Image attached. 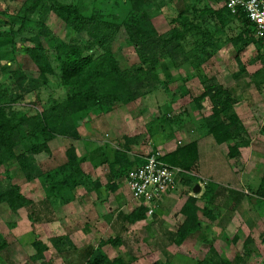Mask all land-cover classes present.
<instances>
[{
  "label": "trees",
  "instance_id": "16d2710c",
  "mask_svg": "<svg viewBox=\"0 0 264 264\" xmlns=\"http://www.w3.org/2000/svg\"><path fill=\"white\" fill-rule=\"evenodd\" d=\"M211 1L102 0L95 3L96 0H93L92 8L88 11V7L81 1L65 3L60 0H0V87L3 85L1 80L5 77L12 79L15 87V94L9 97V101L5 104L0 102V167L16 162L27 180L34 178L41 181L47 193L42 203L44 213L49 214L54 208L51 197L62 201L65 199L66 202V195L72 188L84 185L89 190L94 189L89 177L82 172L83 160L78 157L74 147L66 152L67 163L50 171L40 169L28 154L50 155L48 143L56 137L80 140L76 118L108 114L114 105L134 103L155 91L170 93L169 106H173L178 99L190 97L195 104L193 111L201 114L206 112L203 102L209 101L211 113L202 118L198 130L213 137L219 146L227 144L229 158L241 157L240 150L249 144V139L235 111L238 101L233 94L219 84L215 77L209 78L203 74L198 76L203 93L199 97H192L186 87V80H190V76L185 77L186 80L180 79L178 73L179 68L185 65L198 70L215 56L221 44L228 43L233 44L237 58L250 44L254 45L257 51L255 60L260 61L264 67V41L257 39L255 25L244 12L234 15L221 0ZM213 3L220 4L221 7L215 10ZM49 14H54L70 30L71 37L68 41L56 37L47 26L46 18ZM159 16L165 17L170 27L164 33H160L153 23ZM215 19L220 28L211 32L208 24ZM235 20L240 24L238 33L231 38H221L228 22ZM26 30L32 36L22 39V43L18 44L16 39L22 37ZM121 34H124L138 59L137 64L126 70L120 67L113 49ZM18 52L27 57L39 74L36 85L31 89L24 85L27 77L18 66ZM238 63L240 71L235 79L245 75V67L239 58ZM160 73H163L166 81L160 80ZM52 80L66 94L62 100L49 96L44 104L39 89L48 88ZM178 80L182 83L178 87L180 93L177 96L170 92L169 85ZM262 84L264 85V80ZM25 93L34 95L35 102L32 105H20L19 100ZM168 115L165 111L160 120L169 125L174 124L168 120ZM158 132V128L148 129L152 138H156ZM24 137L30 139L32 144L25 145L27 148L24 147L22 153H17L16 149ZM125 141L123 147L115 151L113 162L109 165L116 179L124 177L130 169L144 162L131 154L129 144L132 142L129 139ZM102 151L98 147L91 156L95 157L99 153L102 155ZM197 159V146L194 143L178 149L171 157L163 155L161 158L164 163L182 169L185 175L193 169ZM106 161L107 159L99 164ZM229 192L234 196L236 194L237 200L243 197V194ZM256 196V202L264 210V179L261 180ZM197 202V199L191 197L181 210L185 220L173 241L176 246H181L197 233L199 212L211 217L207 208L199 209L196 206ZM3 204L15 214L21 210L28 211L29 221L38 223L35 213L37 205L21 192L19 186L10 181L5 185L0 184V205ZM146 212L144 206H138L125 219L132 224L145 221ZM66 238L64 239L67 241ZM65 240L59 238L57 248L66 249ZM236 240L235 237L234 242ZM205 242L209 244V240ZM107 243L118 246L120 241L119 238L109 239L101 242V245ZM214 243H210L209 247L211 256L196 264H236L235 261L215 259L217 254ZM32 245L38 250L37 258L47 248L37 241ZM89 254L91 252L84 255V258L82 256V259L88 260L92 256ZM88 264L127 263L120 257L109 261L100 254Z\"/></svg>",
  "mask_w": 264,
  "mask_h": 264
},
{
  "label": "rangeland",
  "instance_id": "374dc122",
  "mask_svg": "<svg viewBox=\"0 0 264 264\" xmlns=\"http://www.w3.org/2000/svg\"><path fill=\"white\" fill-rule=\"evenodd\" d=\"M60 1L65 3L81 1L90 11L93 0ZM99 1L102 0H96L95 3ZM212 5L216 6L215 8L220 7L219 4ZM153 23L160 33L170 28L165 17L156 18ZM46 24L61 40L68 41L71 37L70 30L54 14H49ZM208 28L213 32L212 27ZM31 36L32 34L26 30L16 41L21 44L22 39ZM113 49L123 69L126 70L138 63L134 49L124 34L119 36ZM230 49L233 50L230 44L221 45L219 50H223L227 56L217 53L198 70L191 65H185L178 70L180 79L186 80L185 77L190 76V80H186V87L191 90L192 97L202 93L198 76L203 74L206 77H218L227 88L236 86L241 91L247 88V93L242 94L243 100L236 107L245 123L249 144L241 148L242 155L239 159L229 158L226 146H214L213 162L208 167L204 166L202 169L204 172H197L200 182L203 180L198 184L203 190L197 194L196 206L199 209L207 208L211 217L199 212V227L196 234L189 237L181 246H176L173 241L180 223L173 225L172 218H167L168 214L162 215L157 211L151 217L147 216L145 222L135 224L128 222L124 225L121 217L119 220L116 218L119 216L117 212L129 213L133 206L122 181L118 187L120 191L116 194H111V191L107 193L102 189L89 190L80 185L67 193L66 202L65 199L62 201L51 197L54 208L46 214L44 210L42 211V203L47 197L46 187L39 179L27 180L24 172L14 162L0 167V184L5 185L10 181L19 186L21 192L37 205L35 213L39 221L30 222L26 210L15 214L6 205H0V264H88L100 254L109 261L120 257L127 264H196L211 256L209 247L210 243L214 242L217 254L214 256L215 259L235 261L236 264H264V210L256 202L258 187L264 179V93L256 90V86L264 80V70L261 62L255 60L257 56L255 46L250 45L241 57L242 64L247 68V76L235 81L231 75L239 70V65L233 58H229ZM16 59L27 77L24 85L31 89L36 85L39 74L21 52L17 53ZM159 78L166 81L163 73L159 74ZM2 81L0 102L5 104L9 97L15 94V87L12 79L5 77ZM181 83L179 80L171 83L170 92L178 96L180 93L178 87ZM39 91L44 104L49 96L62 100L66 94L55 80L50 81L48 88L41 87ZM169 94L161 90L155 91L134 103L114 105L108 114L76 118L80 140L56 137L48 143L50 155L45 153L28 155L33 157L40 169L50 171L66 164L68 161L66 152L70 147H74L78 157L83 160L81 167L84 176L87 174L83 169L92 167L99 169L100 174L97 177L106 178V171L100 169H110L109 160L113 159L115 150L123 147L125 139L136 145V151H141L140 155H147L159 147L160 141L166 139L171 128L177 132L182 125V129L195 131L194 118L184 112L188 105L190 108L193 105L191 99L189 97L178 99L173 106H169L171 98ZM34 102L35 97L30 93H25L19 100L20 105H32ZM165 111L169 114L168 120L174 124L169 125L160 120ZM193 112L197 114L196 111ZM150 128H158L156 138L149 135ZM29 140L27 137L21 139L16 149L17 153H22L25 145L32 144ZM132 143L129 144L130 149ZM98 147L102 150L108 148L109 152L102 151V155L99 153L92 157L91 153ZM105 159L108 162L99 164ZM194 182L197 185V181ZM229 191L243 194V197L237 200L238 196L231 195ZM59 238L67 239L66 249L57 248ZM118 238L120 241L118 246L109 243L101 245V242ZM205 240H209V244ZM36 241L47 247L39 258L38 250L32 245ZM89 252H91L89 256H92L88 260L82 259V256L84 258Z\"/></svg>",
  "mask_w": 264,
  "mask_h": 264
},
{
  "label": "crops",
  "instance_id": "0c3cea01",
  "mask_svg": "<svg viewBox=\"0 0 264 264\" xmlns=\"http://www.w3.org/2000/svg\"><path fill=\"white\" fill-rule=\"evenodd\" d=\"M213 9L217 10L215 7ZM161 17L162 16H159L157 18H161ZM155 20H156V18L153 20V22ZM208 27H212L213 31H215L217 28H220V24L215 19L214 21L211 22V24H208ZM239 29H240V24H239V22L237 20L228 22V27H226V29H225L226 31L223 32V36L221 35V38L224 39L225 37H229V38L234 37L238 33V31L237 32H235V31L239 30ZM228 44H230L233 47L232 51L230 49L229 58H233L234 61L237 62V64L239 65V70L234 72V73H232V75H231L232 79H234L236 81V80L241 79L244 76H247V68L241 62V64L245 67V75H243L239 79H235V75H237V73H239V71H240V64L238 63V58L241 61L242 60L241 59L242 55L245 53L246 49L252 44H250L240 54V56L238 58H237V52H236L233 44L232 43H228ZM217 53L223 54L225 57L227 56L226 53L223 50H218ZM252 64H254V63H252ZM261 66L263 67L262 63H261ZM262 69L264 70V67ZM214 77H215L216 81L219 84H222L226 89H228L233 94V97L238 101V103L236 105L240 104V102L243 100L242 96L245 93H247V90H246L247 88L244 91H241L240 88H238L236 86H234V87L230 86V87L227 88L218 79V77H216V76H214ZM209 78H211V77H209ZM188 90H189L190 94H192L191 90L190 89H188ZM256 90H258L259 92L264 93V85L262 84V82L259 85L256 86ZM202 93H203V87H202ZM202 93H200L199 95H197L195 97H199ZM190 102L193 103L192 99L190 100ZM236 105H235V111H236L239 119L241 120L243 126L245 127V123L243 122L242 117L239 115ZM203 106L205 107V111L206 112H203L202 114L201 113L195 114V112H193V110H194V106L193 105H191V108L189 107V105L187 106V108L185 107L186 109H185L184 112L187 113V115H189V116L191 115L192 119L194 118L193 121H194V123L196 125V128H194L195 129L194 132H192L191 129H189V130H186L185 128L182 129L181 128L182 125L179 128V130L182 131V132H180L179 130L177 132H175V129L174 130L171 129L168 132L169 135L166 137V139H164V141H160L159 147L156 148V150L161 152L165 157H171L172 155L175 154V152L178 149H180L182 147H185V146H187V145H189L191 143H194L197 146L198 159H197V162L195 163L193 169L190 172H188V175L187 174L186 175L183 174L184 177L180 176L178 178L175 190L173 192H171L170 194H168L164 198V200L162 201L161 205L156 209L157 213H159V214H161V213H162V215H167L168 214L167 218H169V219L172 218V220L174 222L173 225H176V223L177 224L180 223L179 224V226H180L184 222L185 217L183 216V214L181 212L184 204L191 197L195 198V199H198V195L197 194L201 193V191L203 190L201 188V186L199 185V188H200L199 193H194V188L196 186V182H194V181H197V185L200 184L203 181L202 180L200 182V178L198 177L199 175H198L197 172H199V171L204 172L202 170V169H204V166L208 167L210 165V163L213 162V160L215 158V147L214 146H216V147L226 146V148H228L227 144H223V145H220V146L217 145L215 143L213 137L208 136V135L204 134L203 131L198 130V125L200 124V121L202 120V118L203 117H208L210 115V113H211L210 109L212 108V106H211L209 101H204L203 102ZM245 129H246V127H245ZM131 146H132L131 147V150H132L131 154L133 156H135V157H138L139 159H143L144 160V158L146 157V154L140 155L141 151L140 152L136 151V147H135L136 145H134V143H132ZM117 150H119V149H117ZM103 151H108L109 152L108 148H106V149L103 148ZM111 154L113 155V153H111ZM227 154H228V152H227ZM113 159H114V157H113ZM113 159L109 160V164L111 162H113ZM209 169H211V168H209ZM83 170L87 174V177H89V179L91 180V182H90L91 187L92 188L96 187L95 188L96 190L97 189H102V190L106 191L107 193L111 191V194H116V193H118L120 191V188H118V187L121 184H119V183L121 181L124 182L123 181L124 177H121L119 179L114 178L113 173H111V169H100V170L106 171V174H107V175H105L106 178H102V179L100 177H97V176H99L98 174H100L99 173L100 172L99 169H93L91 167V169H86V170L83 169ZM89 170H90V173H89ZM201 172H199V173H201ZM122 184L127 188L125 183H122ZM97 185H98V187H97ZM94 192H92V193H94ZM127 192L130 195V202L132 201L131 205L133 207L130 208L129 213H121V212L119 213V211H118L117 215H119V216H116L117 219L119 217H121L124 220V221H122L124 223V225L128 224V221L125 219V217L127 215L131 214L132 211L137 210L138 206H140V203H138L137 201H135L132 198L131 193H130L128 188H127ZM110 196H109V199H110ZM197 204H198V202H197ZM121 209H123V207Z\"/></svg>",
  "mask_w": 264,
  "mask_h": 264
},
{
  "label": "built area",
  "instance_id": "2783aa9c",
  "mask_svg": "<svg viewBox=\"0 0 264 264\" xmlns=\"http://www.w3.org/2000/svg\"><path fill=\"white\" fill-rule=\"evenodd\" d=\"M234 15L242 11L256 27V37L264 41V0H221ZM158 150L144 158L143 164L130 169L124 176V183L132 198L144 206L151 217L164 198L176 188L178 178L185 172L164 163Z\"/></svg>",
  "mask_w": 264,
  "mask_h": 264
},
{
  "label": "water",
  "instance_id": "95a60500",
  "mask_svg": "<svg viewBox=\"0 0 264 264\" xmlns=\"http://www.w3.org/2000/svg\"><path fill=\"white\" fill-rule=\"evenodd\" d=\"M199 190H200L199 185H196L194 188V193H199Z\"/></svg>",
  "mask_w": 264,
  "mask_h": 264
}]
</instances>
